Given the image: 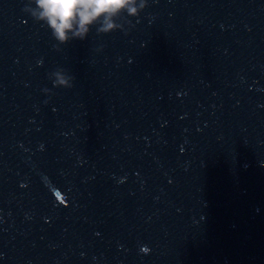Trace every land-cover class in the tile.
<instances>
[{"label": "water", "instance_id": "obj_1", "mask_svg": "<svg viewBox=\"0 0 264 264\" xmlns=\"http://www.w3.org/2000/svg\"><path fill=\"white\" fill-rule=\"evenodd\" d=\"M27 3L0 0V264H264V0L59 47Z\"/></svg>", "mask_w": 264, "mask_h": 264}, {"label": "clouds", "instance_id": "obj_2", "mask_svg": "<svg viewBox=\"0 0 264 264\" xmlns=\"http://www.w3.org/2000/svg\"><path fill=\"white\" fill-rule=\"evenodd\" d=\"M147 5L148 0H28L23 10L51 30L59 47L73 39L85 40L93 27L97 33L127 30L121 18L130 25L128 18L139 16ZM49 77L54 86L65 88L73 87L75 79L62 67L49 73ZM142 250L149 251L147 247Z\"/></svg>", "mask_w": 264, "mask_h": 264}]
</instances>
